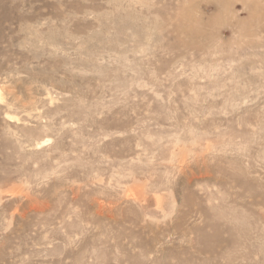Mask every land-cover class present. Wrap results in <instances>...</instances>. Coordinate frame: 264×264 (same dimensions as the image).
Here are the masks:
<instances>
[{
    "label": "rangeland",
    "instance_id": "374dc122",
    "mask_svg": "<svg viewBox=\"0 0 264 264\" xmlns=\"http://www.w3.org/2000/svg\"><path fill=\"white\" fill-rule=\"evenodd\" d=\"M0 264H264V0H0Z\"/></svg>",
    "mask_w": 264,
    "mask_h": 264
}]
</instances>
